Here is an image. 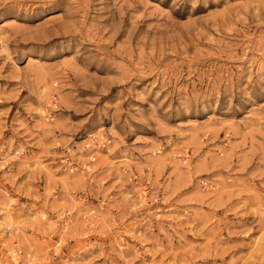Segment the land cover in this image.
Returning <instances> with one entry per match:
<instances>
[{
  "label": "rangeland",
  "instance_id": "obj_1",
  "mask_svg": "<svg viewBox=\"0 0 264 264\" xmlns=\"http://www.w3.org/2000/svg\"><path fill=\"white\" fill-rule=\"evenodd\" d=\"M0 264H264V0H0Z\"/></svg>",
  "mask_w": 264,
  "mask_h": 264
}]
</instances>
